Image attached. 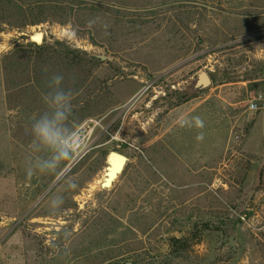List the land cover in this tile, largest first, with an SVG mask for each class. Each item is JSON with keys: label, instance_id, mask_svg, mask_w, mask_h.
I'll use <instances>...</instances> for the list:
<instances>
[{"label": "rangeland", "instance_id": "1", "mask_svg": "<svg viewBox=\"0 0 264 264\" xmlns=\"http://www.w3.org/2000/svg\"><path fill=\"white\" fill-rule=\"evenodd\" d=\"M65 87L87 147L49 169ZM258 93L264 0H0V264H264Z\"/></svg>", "mask_w": 264, "mask_h": 264}, {"label": "clouds", "instance_id": "2", "mask_svg": "<svg viewBox=\"0 0 264 264\" xmlns=\"http://www.w3.org/2000/svg\"><path fill=\"white\" fill-rule=\"evenodd\" d=\"M44 71L47 72L48 69L45 68ZM49 80L54 81L59 87L64 83L65 76L62 73H53ZM73 95L71 87L57 91L50 101L55 106L54 115L51 118L44 117L33 125L34 136L49 146L54 153L52 159L45 162L44 167L46 168L55 169L66 161H74L87 147L84 136L75 130L68 129L65 124L73 115ZM42 99L47 100V96H43ZM179 126L181 128L195 126L197 129H201L197 135V140L203 141L204 121L199 116L182 117ZM74 187V183L69 185V188Z\"/></svg>", "mask_w": 264, "mask_h": 264}, {"label": "water", "instance_id": "3", "mask_svg": "<svg viewBox=\"0 0 264 264\" xmlns=\"http://www.w3.org/2000/svg\"><path fill=\"white\" fill-rule=\"evenodd\" d=\"M42 33V32H41ZM40 35V34H39ZM34 36H29V39L36 43L41 44L43 41V33L39 40L33 38ZM200 83L204 86L208 85L209 82L204 75L201 76ZM125 157L117 152H111L108 157L109 167L107 169V177L105 180V187H110L116 176L122 171L123 165L125 163Z\"/></svg>", "mask_w": 264, "mask_h": 264}, {"label": "built area", "instance_id": "4", "mask_svg": "<svg viewBox=\"0 0 264 264\" xmlns=\"http://www.w3.org/2000/svg\"><path fill=\"white\" fill-rule=\"evenodd\" d=\"M246 106L249 112H264V93L256 94L247 102Z\"/></svg>", "mask_w": 264, "mask_h": 264}, {"label": "bare ground", "instance_id": "5", "mask_svg": "<svg viewBox=\"0 0 264 264\" xmlns=\"http://www.w3.org/2000/svg\"><path fill=\"white\" fill-rule=\"evenodd\" d=\"M39 34H40V35H39ZM41 34H42V33H41L40 31H34L30 36H34V37H33L34 39L39 40Z\"/></svg>", "mask_w": 264, "mask_h": 264}]
</instances>
